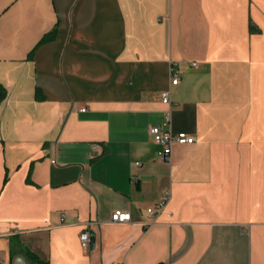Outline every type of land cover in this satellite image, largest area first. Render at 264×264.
I'll use <instances>...</instances> for the list:
<instances>
[{
	"label": "crops",
	"instance_id": "crops-1",
	"mask_svg": "<svg viewBox=\"0 0 264 264\" xmlns=\"http://www.w3.org/2000/svg\"><path fill=\"white\" fill-rule=\"evenodd\" d=\"M0 84V264H264V0H0Z\"/></svg>",
	"mask_w": 264,
	"mask_h": 264
},
{
	"label": "built area",
	"instance_id": "built-area-1",
	"mask_svg": "<svg viewBox=\"0 0 264 264\" xmlns=\"http://www.w3.org/2000/svg\"><path fill=\"white\" fill-rule=\"evenodd\" d=\"M197 62H193L192 65H196ZM180 66L178 62H171L170 64V79L172 84H177L180 81ZM163 101L165 103H171L170 90L162 91ZM172 112L171 109L165 111L164 120L161 124H157L150 127V132L153 134L156 142L161 144L163 148L159 151V155L163 160H167L171 155V147L173 144H192L196 141L195 135L180 131L174 132L171 125ZM93 149H97V145H94ZM170 198V192H166L164 196L155 204V206L147 208V213L153 215L154 213L161 212L166 206ZM114 222H127L132 220V213L129 210H115L111 217ZM81 244L83 247H88L91 241V234L89 227L85 228L81 234ZM3 261V255L0 251V262Z\"/></svg>",
	"mask_w": 264,
	"mask_h": 264
},
{
	"label": "trees",
	"instance_id": "trees-1",
	"mask_svg": "<svg viewBox=\"0 0 264 264\" xmlns=\"http://www.w3.org/2000/svg\"><path fill=\"white\" fill-rule=\"evenodd\" d=\"M49 35H46L42 41H46L49 39ZM8 91L6 89V87L2 84H0V104L2 103V101L7 97ZM31 258L33 260H35L36 262H38L39 264H48L47 261H44L43 259L39 258V256L35 253H31L30 254Z\"/></svg>",
	"mask_w": 264,
	"mask_h": 264
}]
</instances>
